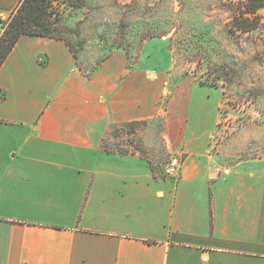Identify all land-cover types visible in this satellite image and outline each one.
Segmentation results:
<instances>
[{"label": "crops", "instance_id": "1", "mask_svg": "<svg viewBox=\"0 0 264 264\" xmlns=\"http://www.w3.org/2000/svg\"><path fill=\"white\" fill-rule=\"evenodd\" d=\"M139 88L152 80L120 49L86 75L63 39H17L0 67V264H264V149L224 158L178 127L180 176H156L102 145L152 114Z\"/></svg>", "mask_w": 264, "mask_h": 264}, {"label": "rangeland", "instance_id": "2", "mask_svg": "<svg viewBox=\"0 0 264 264\" xmlns=\"http://www.w3.org/2000/svg\"><path fill=\"white\" fill-rule=\"evenodd\" d=\"M237 2L46 0L52 32L71 44L86 75L120 49L128 70L152 80V88H139L152 96V114L117 124L104 148L138 153L160 177L172 159L184 160L167 150L165 137L177 143L178 127L224 158L263 152L264 30L235 27ZM258 13L264 22V8Z\"/></svg>", "mask_w": 264, "mask_h": 264}, {"label": "trees", "instance_id": "3", "mask_svg": "<svg viewBox=\"0 0 264 264\" xmlns=\"http://www.w3.org/2000/svg\"><path fill=\"white\" fill-rule=\"evenodd\" d=\"M45 3L46 0H21L19 2L14 10L13 18L0 35V67L17 39L23 34L63 39L77 58V52L66 39L54 32V26L52 32ZM237 6L239 11L232 17L236 28L242 31L259 28L264 30V22L258 13L259 9L264 8V0H238ZM0 94H2L1 90Z\"/></svg>", "mask_w": 264, "mask_h": 264}, {"label": "built area", "instance_id": "4", "mask_svg": "<svg viewBox=\"0 0 264 264\" xmlns=\"http://www.w3.org/2000/svg\"><path fill=\"white\" fill-rule=\"evenodd\" d=\"M11 16L0 14V35L3 33L4 29L8 25ZM181 161L179 159H173L166 164L164 168L165 177L176 181L180 176Z\"/></svg>", "mask_w": 264, "mask_h": 264}]
</instances>
